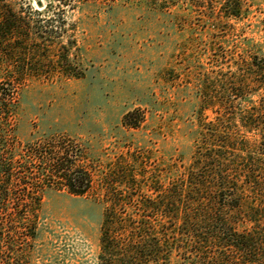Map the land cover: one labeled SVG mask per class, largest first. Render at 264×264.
I'll list each match as a JSON object with an SVG mask.
<instances>
[{
  "label": "trees",
  "instance_id": "16d2710c",
  "mask_svg": "<svg viewBox=\"0 0 264 264\" xmlns=\"http://www.w3.org/2000/svg\"><path fill=\"white\" fill-rule=\"evenodd\" d=\"M87 1L0 0V264H31L26 240L39 237L37 213L47 189L82 197L96 192L97 181L105 204L97 264H264V97L257 107L245 95L251 107L238 109L235 99L218 94L213 72L204 74L188 164L163 168L128 150L98 176L74 143L18 142L16 99L23 87L54 69L82 76L70 70L68 49L77 41L68 36L67 16ZM139 1L169 13L182 0ZM191 1L188 16L206 10L201 0ZM227 7L226 17L238 20L239 0ZM144 121L140 110L124 116L131 129Z\"/></svg>",
  "mask_w": 264,
  "mask_h": 264
},
{
  "label": "rangeland",
  "instance_id": "374dc122",
  "mask_svg": "<svg viewBox=\"0 0 264 264\" xmlns=\"http://www.w3.org/2000/svg\"><path fill=\"white\" fill-rule=\"evenodd\" d=\"M190 2L162 13L139 0H88L70 12L68 36L77 41L68 49L70 70L82 76L54 69L23 87L16 99L18 142L74 143L98 176L128 150L164 168L191 160L204 74L213 72L218 94L235 99L238 109L251 107L245 95L260 107L264 73L254 58L264 64V0H239L238 20L226 17L235 0H201L212 21L204 8L188 16ZM135 110L145 121L131 129L124 116ZM96 183V192L82 197L59 186L45 191L39 237L26 240L31 264H97L105 204Z\"/></svg>",
  "mask_w": 264,
  "mask_h": 264
}]
</instances>
